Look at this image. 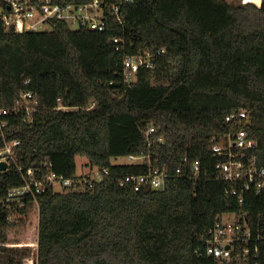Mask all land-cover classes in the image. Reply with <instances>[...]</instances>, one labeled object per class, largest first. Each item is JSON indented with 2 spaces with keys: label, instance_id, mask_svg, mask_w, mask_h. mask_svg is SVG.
<instances>
[{
  "label": "trees",
  "instance_id": "trees-1",
  "mask_svg": "<svg viewBox=\"0 0 264 264\" xmlns=\"http://www.w3.org/2000/svg\"><path fill=\"white\" fill-rule=\"evenodd\" d=\"M101 1V32L55 20L49 30L17 33L0 22V151L19 142L15 165L0 172V264H226L206 256L197 237L227 214L252 231L241 243L247 254L227 264H264V240H255L264 193L243 192L242 202L230 195L233 185L216 171L225 159L209 150L211 138L243 130L264 168V0H133L119 19L117 0ZM115 38L124 41L119 51ZM144 53L153 66L127 85L124 56ZM24 93L36 112L17 105ZM233 110L245 113L236 125L224 121ZM130 155L166 170L161 190L119 186L147 171V160L111 163ZM78 156L86 175L76 174ZM17 167L91 186L48 187L38 212L28 201L9 207L7 192L23 182ZM96 169L107 170L99 182ZM32 243L34 253L19 246Z\"/></svg>",
  "mask_w": 264,
  "mask_h": 264
},
{
  "label": "built area",
  "instance_id": "built-area-1",
  "mask_svg": "<svg viewBox=\"0 0 264 264\" xmlns=\"http://www.w3.org/2000/svg\"><path fill=\"white\" fill-rule=\"evenodd\" d=\"M133 0H117L112 6V11L119 19L121 6L123 4L132 3ZM242 4L250 3L247 0H239ZM258 6V4H255ZM101 0H93L90 3L75 5L67 3L66 0H3L0 2V22L4 29L13 30L17 33L22 32H39L46 30L52 21H64L72 30H90L101 32L104 29V9ZM115 50L119 51L124 41L122 39H113ZM163 52V51H161ZM152 55L149 53L137 54L133 56H124L123 58V78L127 85H130L134 79L139 67L151 68ZM33 101L30 93H24L17 101L18 106H24L26 110L32 113L36 112L35 107L29 108L28 104ZM34 103V101H33ZM7 114L5 110L0 109V118ZM245 119V113L240 110H233L228 113L224 121L230 125H236ZM5 124L0 120V128ZM153 129L148 130V134ZM19 144L18 141L10 144L5 143L4 148L0 151V162L6 165V170L12 164L15 165L13 157V147ZM256 149V142L249 139L243 130L229 131L223 136L213 137L209 140V150L214 156L223 157L225 160L216 165L217 177L219 180L232 184L230 195L238 196L242 202V193L252 191L255 194L264 193V168L258 167L255 157H250L249 152ZM128 164H139L147 160V171L142 175L127 176L119 182V186L123 187L129 184L134 190H138L143 186H147L153 190L163 187L170 175L165 169H158L150 163V159L143 155L126 157ZM47 165V164H45ZM17 170L22 174V184L18 187L10 189L6 194V203L23 207L25 203L31 202L38 212L37 196L46 191L48 187L55 190H78L87 182L85 178L75 183L61 175L48 172L36 175L38 172L28 169L24 172L21 167ZM193 178L196 179L200 175L199 165L193 164ZM176 173H180L176 170ZM107 174L106 169H96L92 172L94 181L99 182L104 175ZM8 207V208H9ZM224 216V215H223ZM222 216V217H223ZM233 216V215H232ZM222 217L212 226L204 229L198 234L197 239L203 244L204 254L213 257L220 263H230L232 256H238L239 250L241 256L244 257L248 249L242 248L241 243H246L252 238V231L247 224L241 225L235 222H224ZM234 217V216H233ZM255 240H264V224L262 231H256Z\"/></svg>",
  "mask_w": 264,
  "mask_h": 264
},
{
  "label": "rangeland",
  "instance_id": "rangeland-1",
  "mask_svg": "<svg viewBox=\"0 0 264 264\" xmlns=\"http://www.w3.org/2000/svg\"><path fill=\"white\" fill-rule=\"evenodd\" d=\"M227 1L235 3V2H238L239 0H227ZM261 1L262 0H260V3H261ZM250 3H253V2H250ZM253 4H255V3H253ZM258 5H260V4H258ZM49 29H50L49 26L46 27V30H49ZM86 163H87V161H86V159L84 157H80V156L76 157L75 164H76V174H77V176L86 175V174H88V172H90L88 167L86 166ZM111 163L113 165H119V164H128L129 162H128V160L126 158H115V159H111ZM56 191L57 192H61V190L59 188H57ZM36 219H37L36 215L33 216L31 218V223L35 224L34 221ZM222 220L224 222H233L234 221V217L232 215H230V214H227V215H224L222 217ZM24 245L25 246H29L33 253L35 252L36 244H34V243H32V244H20L19 246H24Z\"/></svg>",
  "mask_w": 264,
  "mask_h": 264
},
{
  "label": "water",
  "instance_id": "water-1",
  "mask_svg": "<svg viewBox=\"0 0 264 264\" xmlns=\"http://www.w3.org/2000/svg\"><path fill=\"white\" fill-rule=\"evenodd\" d=\"M6 170V165L3 162H0V172H3ZM157 190H161V188H158Z\"/></svg>",
  "mask_w": 264,
  "mask_h": 264
}]
</instances>
